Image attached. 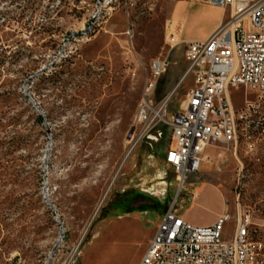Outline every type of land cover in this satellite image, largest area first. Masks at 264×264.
<instances>
[{"label": "rangeland", "instance_id": "374dc122", "mask_svg": "<svg viewBox=\"0 0 264 264\" xmlns=\"http://www.w3.org/2000/svg\"><path fill=\"white\" fill-rule=\"evenodd\" d=\"M186 2L198 14L179 30L202 36L213 17L194 0H0V264H140L176 201L197 227L228 212V238L248 216L264 242V134L254 127L237 145L207 147L182 187L166 163L169 126L129 154L154 62H167L154 102L174 93L167 121L192 84H179L187 44L172 41ZM233 105L240 113L242 95Z\"/></svg>", "mask_w": 264, "mask_h": 264}, {"label": "built area", "instance_id": "2783aa9c", "mask_svg": "<svg viewBox=\"0 0 264 264\" xmlns=\"http://www.w3.org/2000/svg\"><path fill=\"white\" fill-rule=\"evenodd\" d=\"M194 1L222 9L228 20L207 40L187 44L188 66L179 84L187 79L192 84L169 121L172 96L160 106L153 98L167 62L152 68V87L143 92L128 138L130 154L145 140H155L156 126H169L166 163L181 187L200 171L207 147L237 145L241 128L254 127L264 134V0ZM238 94L244 98L240 113L233 105ZM252 114H260L258 121L251 119ZM176 203L162 216L140 264H264V242L253 238L248 216L237 219L228 238L225 226L232 220L228 212L211 226L197 227L177 215Z\"/></svg>", "mask_w": 264, "mask_h": 264}, {"label": "crops", "instance_id": "0c3cea01", "mask_svg": "<svg viewBox=\"0 0 264 264\" xmlns=\"http://www.w3.org/2000/svg\"><path fill=\"white\" fill-rule=\"evenodd\" d=\"M195 3H201L202 5H204L205 8H207L209 14L213 17L210 28L202 36H198V37L193 36L192 33L189 36H186L182 29L179 30V27H186L192 24L193 22L192 19H195L198 14V11L192 10V6L190 5V3L186 2L178 7L176 15H175L174 26L176 25V30H175L174 40H176L177 42L181 41L184 44H188V43H193V42L205 41L223 24L226 18V13L220 8H217V7L202 3V2H198V1H195Z\"/></svg>", "mask_w": 264, "mask_h": 264}, {"label": "bare ground", "instance_id": "6f19581e", "mask_svg": "<svg viewBox=\"0 0 264 264\" xmlns=\"http://www.w3.org/2000/svg\"><path fill=\"white\" fill-rule=\"evenodd\" d=\"M161 64H162V61H157V62H154V64H153V66H152V68H159L160 66H161ZM150 87H152V81L148 84V86H147V88H150ZM173 94V93H172ZM172 94H170V97L172 96ZM140 110H141V103H140V105H139V108H138V111L137 112H140ZM136 118V117H135ZM134 126H135V121H134V125H133V128L132 129H134ZM126 159H125V162H127V160H128V158H130V157H128V155H127V157H125ZM98 187H99V185L97 184L95 187H92L91 189L92 190H96V189H98ZM103 203V202H102ZM101 203V204H102ZM101 206V205H100ZM81 253L79 254V256L81 257Z\"/></svg>", "mask_w": 264, "mask_h": 264}, {"label": "water", "instance_id": "95a60500", "mask_svg": "<svg viewBox=\"0 0 264 264\" xmlns=\"http://www.w3.org/2000/svg\"><path fill=\"white\" fill-rule=\"evenodd\" d=\"M44 70L41 71V73H43ZM44 180H45V184H46V177H44ZM44 192H47L46 188H44Z\"/></svg>", "mask_w": 264, "mask_h": 264}]
</instances>
